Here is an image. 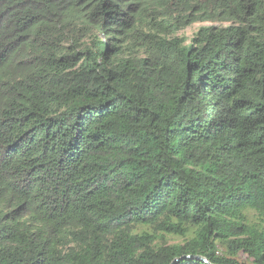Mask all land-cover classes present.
<instances>
[{"label":"trees","instance_id":"trees-1","mask_svg":"<svg viewBox=\"0 0 264 264\" xmlns=\"http://www.w3.org/2000/svg\"><path fill=\"white\" fill-rule=\"evenodd\" d=\"M173 263L264 264V0H0V264Z\"/></svg>","mask_w":264,"mask_h":264},{"label":"rangeland","instance_id":"rangeland-1","mask_svg":"<svg viewBox=\"0 0 264 264\" xmlns=\"http://www.w3.org/2000/svg\"><path fill=\"white\" fill-rule=\"evenodd\" d=\"M221 24L220 22H213V21H206V22H197V23H194L190 26H188L187 28L183 29V30H180L177 32V35H185L189 38H191L194 33L201 27V26H204V25H219ZM167 239L170 241V242H182L183 241V238L182 237H177V236H172V237H167ZM243 258H245L244 255H242Z\"/></svg>","mask_w":264,"mask_h":264},{"label":"water","instance_id":"water-1","mask_svg":"<svg viewBox=\"0 0 264 264\" xmlns=\"http://www.w3.org/2000/svg\"><path fill=\"white\" fill-rule=\"evenodd\" d=\"M196 258L199 259V260H203V261H205V262H208V260H207L206 258L202 257V256H196ZM179 259H180V258H179ZM179 259H176V260L174 261V263L177 262ZM174 263H173V264H174Z\"/></svg>","mask_w":264,"mask_h":264}]
</instances>
